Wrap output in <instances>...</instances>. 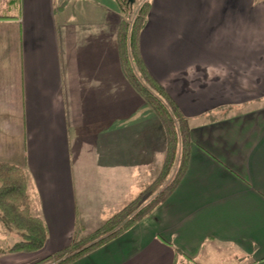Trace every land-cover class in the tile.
<instances>
[{
  "label": "crops",
  "instance_id": "1",
  "mask_svg": "<svg viewBox=\"0 0 264 264\" xmlns=\"http://www.w3.org/2000/svg\"><path fill=\"white\" fill-rule=\"evenodd\" d=\"M100 2L0 0V162L25 171L47 227L31 259L0 264L92 234L162 167V125L122 70L120 11ZM139 50L188 121V166L149 217L74 264H175V249L264 264V0H154Z\"/></svg>",
  "mask_w": 264,
  "mask_h": 264
},
{
  "label": "trees",
  "instance_id": "2",
  "mask_svg": "<svg viewBox=\"0 0 264 264\" xmlns=\"http://www.w3.org/2000/svg\"><path fill=\"white\" fill-rule=\"evenodd\" d=\"M115 1L122 18L118 34L122 70L162 125L166 140L162 167L148 187L108 218L97 231L83 236V229L77 226L68 246L26 264H74L99 250L149 217L175 191L186 172L191 146L188 121L168 93L149 74L139 50V36L148 23L150 3L143 2L129 15L130 1ZM28 188L29 178L23 169L0 162V222L8 233L20 237L11 247L0 248V255L35 253L45 246L47 227L32 210ZM175 264L197 263L181 250L175 249Z\"/></svg>",
  "mask_w": 264,
  "mask_h": 264
},
{
  "label": "rangeland",
  "instance_id": "3",
  "mask_svg": "<svg viewBox=\"0 0 264 264\" xmlns=\"http://www.w3.org/2000/svg\"><path fill=\"white\" fill-rule=\"evenodd\" d=\"M99 1H101L100 3H104V4H107V5H113L115 7L118 4V3H116L115 0H110V2H109V0H108V2L105 1V0H99ZM145 1H148L150 3L149 13H152L153 12V8H154V0H133V3L130 4L129 15H132V13H134L138 9V7ZM19 240H20L19 236H17L14 233H8L2 226V232H0V248L7 249V248L11 247L14 243L18 242ZM15 254H19V255H12V256H19V258H18L19 260L18 261L20 263H22L23 261H27V260L31 259L34 256L35 253L18 252V253H15ZM9 255L10 254H5L6 257H2V259L4 260L5 258L9 257Z\"/></svg>",
  "mask_w": 264,
  "mask_h": 264
},
{
  "label": "water",
  "instance_id": "4",
  "mask_svg": "<svg viewBox=\"0 0 264 264\" xmlns=\"http://www.w3.org/2000/svg\"><path fill=\"white\" fill-rule=\"evenodd\" d=\"M130 1V3H133V0H129Z\"/></svg>",
  "mask_w": 264,
  "mask_h": 264
}]
</instances>
